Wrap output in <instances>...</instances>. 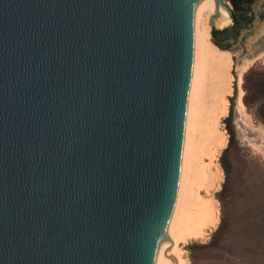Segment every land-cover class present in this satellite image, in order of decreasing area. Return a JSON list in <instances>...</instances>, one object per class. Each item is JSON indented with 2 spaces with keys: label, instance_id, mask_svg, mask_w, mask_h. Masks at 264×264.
I'll return each instance as SVG.
<instances>
[{
  "label": "water",
  "instance_id": "obj_1",
  "mask_svg": "<svg viewBox=\"0 0 264 264\" xmlns=\"http://www.w3.org/2000/svg\"><path fill=\"white\" fill-rule=\"evenodd\" d=\"M223 5L0 0V264H163L192 18Z\"/></svg>",
  "mask_w": 264,
  "mask_h": 264
},
{
  "label": "rangeland",
  "instance_id": "obj_2",
  "mask_svg": "<svg viewBox=\"0 0 264 264\" xmlns=\"http://www.w3.org/2000/svg\"><path fill=\"white\" fill-rule=\"evenodd\" d=\"M224 2L232 12L230 1ZM248 18V22L241 25H235L231 20V24L224 28H233V32L220 39L221 47L216 45L219 49L230 51L233 62L230 70L233 76L232 95L228 97V113L219 124L220 131L227 138L226 148L229 141L227 117L231 114L229 123L234 129V139L226 154L230 172L226 177L220 165L222 148L213 164L214 168L206 164L203 170L205 176L217 175L214 187L207 191V182L198 178L201 174L198 166L193 164L195 177H187L186 184L189 186L191 183L194 192L212 201L218 212V223L202 239L189 241L184 246L187 264H264V122L258 115L259 107L264 101V91L253 88L252 75L245 80V71L239 85L236 65L241 49L230 50L231 47L240 45L244 29L251 31L243 39L248 45L264 38V0H256L250 5ZM254 35L256 37L250 40V36ZM211 42L214 44L212 33ZM249 66L253 70H264V57ZM215 83L212 69L202 71L194 94L196 101L193 111L198 121H194L192 125L188 148L191 156L196 154L203 159V142L207 136L208 112L213 104ZM239 88L243 91V113L238 109ZM206 192L210 193L208 197L205 196ZM219 226L220 231L215 234Z\"/></svg>",
  "mask_w": 264,
  "mask_h": 264
},
{
  "label": "bare ground",
  "instance_id": "obj_3",
  "mask_svg": "<svg viewBox=\"0 0 264 264\" xmlns=\"http://www.w3.org/2000/svg\"><path fill=\"white\" fill-rule=\"evenodd\" d=\"M224 2L219 29L231 24L230 9ZM211 29L205 13L193 16L191 28V61L188 84L185 95L184 115L182 122V135L177 168L176 184L173 194L171 221L168 242L165 250L163 264H187L184 246L193 240L202 239L206 233L218 223V212L212 201L202 197L193 191L191 183L186 184L187 177L194 178L192 171L194 165L198 166V178L205 180L206 190L214 187L217 175L203 174L205 165L214 168L219 151L226 146L227 138L220 131L219 124L228 113V97L232 95V80L230 74L232 69L231 52L219 49L211 42ZM256 37L250 36L251 38ZM248 40V42L250 41ZM248 46L250 56L238 59L236 68L238 70L239 85L241 76L250 64L264 57L263 46L255 47L253 50ZM238 58V57H237ZM212 69L216 80L213 93V104L208 112L207 136L203 142L205 150L204 159L201 156L190 155L189 139L192 134L191 128L194 121H198L194 115L195 90L199 76L202 71ZM240 89V88H239ZM243 91L238 94V109L243 113L244 105L241 101ZM191 169V170H190ZM190 173H193L191 176ZM210 193H205L208 197Z\"/></svg>",
  "mask_w": 264,
  "mask_h": 264
},
{
  "label": "trees",
  "instance_id": "obj_4",
  "mask_svg": "<svg viewBox=\"0 0 264 264\" xmlns=\"http://www.w3.org/2000/svg\"><path fill=\"white\" fill-rule=\"evenodd\" d=\"M230 3L232 4V7H233V11H241L242 8H241V0H229ZM250 4L254 3L256 0H247ZM232 16H233V20H234V14L232 12ZM245 23L248 22L249 18H245L244 19ZM228 31L227 28H224V29H221V30H212V34H216V35H221V34H224ZM216 41V39H215ZM216 45L218 47H221L220 43L219 42H216ZM252 75L253 76V88L255 90H258V91H264V70H253V69H249L246 74H245V80L247 81L248 77ZM249 89V88H248ZM258 115L259 117L262 119V121L264 122V101L262 102L261 106L259 107V110H258ZM230 116L231 114L229 113L228 117H227V131L229 133V141H228V144H227V147L223 149L222 153H221V156L219 158V161H220V165L224 171V174L225 176L227 177L229 175V172H230V163L229 161L226 159V154L231 146V143L234 139V129L232 127V125L229 123L230 122ZM224 186V184H223ZM220 228L221 226H219L217 228V230L215 231V234H217L219 231H220Z\"/></svg>",
  "mask_w": 264,
  "mask_h": 264
},
{
  "label": "flooded vegetation",
  "instance_id": "obj_5",
  "mask_svg": "<svg viewBox=\"0 0 264 264\" xmlns=\"http://www.w3.org/2000/svg\"><path fill=\"white\" fill-rule=\"evenodd\" d=\"M250 3L247 1V0H241V8L242 10L241 11H233V7H232V12L234 14V24L235 25H241V24H244L245 22V18H248V8L250 7ZM232 6V4H231ZM231 31L233 32V28L232 30H228L226 33L224 34H221V35H216V41H218L219 43L221 42L220 39L222 38H225L229 35V33H231Z\"/></svg>",
  "mask_w": 264,
  "mask_h": 264
}]
</instances>
